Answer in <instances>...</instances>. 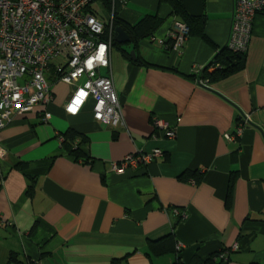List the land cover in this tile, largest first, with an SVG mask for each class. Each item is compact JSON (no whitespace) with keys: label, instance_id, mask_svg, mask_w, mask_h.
Masks as SVG:
<instances>
[{"label":"crops","instance_id":"1","mask_svg":"<svg viewBox=\"0 0 264 264\" xmlns=\"http://www.w3.org/2000/svg\"><path fill=\"white\" fill-rule=\"evenodd\" d=\"M128 1L117 3L122 21L159 22L137 43L114 40L125 124L95 120L92 100L68 115L71 87L57 82L52 103L0 130V264H264V12L254 18L244 67L217 81L202 74L203 85L196 72L226 47L234 0H203L207 38L195 32L179 50L168 35L186 23L182 14L165 0ZM133 50L132 59L124 55ZM48 76L55 81L54 71ZM245 115L250 124L227 139ZM155 116L177 137L155 133ZM69 130L80 135L78 161L62 148ZM155 148L163 155L148 165L112 170Z\"/></svg>","mask_w":264,"mask_h":264},{"label":"built area","instance_id":"2","mask_svg":"<svg viewBox=\"0 0 264 264\" xmlns=\"http://www.w3.org/2000/svg\"><path fill=\"white\" fill-rule=\"evenodd\" d=\"M118 2L125 4L127 0H112L110 6L105 0H0V130L16 115L52 103L57 82L71 87L64 104L68 115H78L92 100L95 120L112 127L125 124L111 69ZM262 12L264 0H234L226 45L230 52L247 53L254 18ZM175 28L168 36L171 49L179 50L190 35V28L187 23H178ZM161 42L164 44L165 40ZM60 60L56 66L54 63ZM217 67L220 63L214 62L210 68ZM202 70L196 72V81L204 85L207 80L203 79ZM51 71L55 74L53 82L48 76ZM248 124L250 115H245L235 133L226 134V138L234 140L241 136ZM152 125L155 133L161 132L170 139L177 137L176 127L167 120L155 116ZM5 154L0 145V158ZM162 155L160 148L128 154L113 163L112 170L123 174ZM179 215L182 219L188 216L186 211ZM228 253V250L220 252L217 259L225 260Z\"/></svg>","mask_w":264,"mask_h":264},{"label":"trees","instance_id":"3","mask_svg":"<svg viewBox=\"0 0 264 264\" xmlns=\"http://www.w3.org/2000/svg\"><path fill=\"white\" fill-rule=\"evenodd\" d=\"M105 1L109 6L112 5V0H105ZM165 1H168L172 5L176 13L182 14V16L185 18L184 21H186L187 25L190 28V35L197 32V33H200V35L203 38H207L205 34V18L204 17L193 18L189 16L186 13L184 7L182 6V3L180 0H165ZM158 22L159 21L156 22L152 16H147L143 18L136 25H132V24L122 21L117 16V13L115 14V17H114V27H117V26L123 27L125 31L128 33V35L130 36L132 42H135V43H137L139 36L142 35V32H148L146 34H152L153 31L156 29ZM124 55L128 57L129 59H132V56L130 53L124 51ZM245 58H246V54H241V55L233 54L227 49V47H225L224 49L220 50L216 54V56L213 58V61L202 70L203 77L207 76L210 79V81H217L221 78H224L236 71L241 70L245 64ZM214 62L220 63V67L213 68L212 71H209L210 67L213 65ZM136 63L142 64V65L146 64V62L141 59L136 60ZM79 136H80L79 133L69 130L64 134L63 140H62L63 151L68 156H70L76 161H78L81 156V153H80L82 151L81 144L79 143L76 146L75 145L73 146V144ZM214 262L215 261H213L212 259H209L204 264H215Z\"/></svg>","mask_w":264,"mask_h":264},{"label":"water","instance_id":"4","mask_svg":"<svg viewBox=\"0 0 264 264\" xmlns=\"http://www.w3.org/2000/svg\"><path fill=\"white\" fill-rule=\"evenodd\" d=\"M186 11L192 16L199 18L204 13V1L203 0H181ZM115 40L119 44L130 43L131 38L125 29L121 26L115 28ZM131 55L135 57V50L131 51Z\"/></svg>","mask_w":264,"mask_h":264},{"label":"rangeland","instance_id":"5","mask_svg":"<svg viewBox=\"0 0 264 264\" xmlns=\"http://www.w3.org/2000/svg\"><path fill=\"white\" fill-rule=\"evenodd\" d=\"M122 6H127V5H123V3H122ZM128 6H130V7H132L133 6V4H132V1L131 0H129L128 1ZM62 62V60H60V61H56V63H54V64H56V66H58L59 65V63H61ZM68 90H69V88H68ZM67 89L65 90V91H68Z\"/></svg>","mask_w":264,"mask_h":264}]
</instances>
